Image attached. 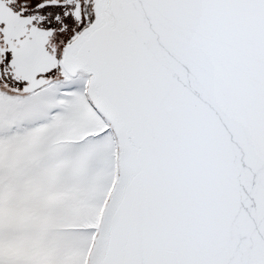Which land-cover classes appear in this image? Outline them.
<instances>
[{
    "label": "snow or ice",
    "instance_id": "snow-or-ice-1",
    "mask_svg": "<svg viewBox=\"0 0 264 264\" xmlns=\"http://www.w3.org/2000/svg\"><path fill=\"white\" fill-rule=\"evenodd\" d=\"M0 264H264V0H0Z\"/></svg>",
    "mask_w": 264,
    "mask_h": 264
}]
</instances>
